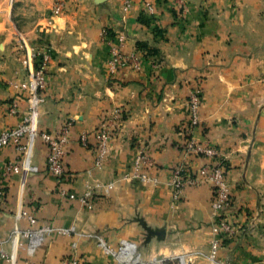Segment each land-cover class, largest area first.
Segmentation results:
<instances>
[{
  "label": "crops",
  "instance_id": "0c3cea01",
  "mask_svg": "<svg viewBox=\"0 0 264 264\" xmlns=\"http://www.w3.org/2000/svg\"><path fill=\"white\" fill-rule=\"evenodd\" d=\"M55 1L0 0V132L29 110L24 85L32 70L25 61L40 49L49 50L51 62L33 131L58 134L71 125L62 180L48 172L49 149L35 136L25 139L26 154L13 146L0 152V241H8L7 252L17 264H63L75 253L87 264H114L91 238L52 237L31 256L22 234L26 213L112 244L133 241L147 264H213V187L202 182L175 201L170 181L180 167L195 176L221 161L232 186L227 216L238 232L223 240L219 258L264 264V0H185L183 9L178 0H148L152 14L141 3L125 11V0H64L63 14L52 18ZM118 39L125 56L140 43L158 56L139 53L140 63L112 73ZM196 90L200 123L188 131L187 104ZM14 103L19 110L11 114ZM106 118L114 138L99 168L96 134ZM189 139L213 146L218 158L186 153ZM141 148L151 159L149 184L124 178ZM13 162L18 167L6 173ZM61 188L78 196L90 191L89 205L62 197ZM146 227L165 230V238L148 239Z\"/></svg>",
  "mask_w": 264,
  "mask_h": 264
},
{
  "label": "built area",
  "instance_id": "2783aa9c",
  "mask_svg": "<svg viewBox=\"0 0 264 264\" xmlns=\"http://www.w3.org/2000/svg\"><path fill=\"white\" fill-rule=\"evenodd\" d=\"M181 9L186 5L185 0H178ZM141 3L149 12L153 13L154 7L148 0H125L124 10L127 11ZM65 1L58 0L52 9V18L60 17L64 12ZM123 39H118L116 45H112L111 59L109 61V70L115 73L116 69L128 63H140L138 53L125 56L121 52L123 47ZM51 62V54L47 49H40L34 60L30 58L25 61V64L32 70V76L28 83L24 85L25 90L29 93V110L23 115L20 123L14 127L3 129L0 132V152L6 147H16L23 154H26L29 148L25 144V139L29 136H35L41 139L49 149L47 160L48 172L59 180H62L67 175L66 158L69 151L71 125H63L58 134L51 132H36L33 131L34 125L37 123L38 108L42 91L46 88L47 70ZM188 113L190 117V128H194L200 123V108L201 98L200 92L194 91L188 99ZM19 110L18 104L14 103L11 108V114H16ZM116 118L121 116V111L117 110L114 113ZM96 138L98 141L96 166L101 168L105 165L109 155L111 142L114 138V127L108 118L102 120L97 129ZM81 142L84 146L88 145L89 135L83 134ZM186 153L194 154L198 157L214 160L218 158V151L213 146L207 143H200L193 139L186 141L184 145ZM18 162L9 163L6 166V173H10L14 168L18 167ZM151 164L150 156L146 149H139L135 159L131 165L129 172L124 176L126 180H136L144 184H149L153 181L149 174V166ZM207 183L213 187L214 199L212 202V215L214 218L212 233L213 240L209 259L213 264H229L219 258L222 242L225 238L234 237L237 234V227L228 220L227 211L232 203V186L227 177V167L223 162L210 163L200 167L195 176L190 175L182 167L178 168L170 181L172 195L175 201H178L184 191L188 188H193L200 183ZM112 189V185H109ZM5 188L0 183V201L4 197ZM59 194L70 200H78L82 205L88 206L91 200V192L86 191L78 196L71 194L67 189L61 188ZM29 223V228L22 231L28 239V251L32 256L34 251L39 248L47 239L52 237H74L76 239L91 238L95 240L104 257L111 259L114 264H147L143 261L142 254L138 245L130 240L121 239L117 244L110 243L104 236L99 234L83 233L77 229L75 225L70 227H58L53 224H39L37 219L31 214H24ZM254 224V223H253ZM16 234V233H15ZM14 234V235H15ZM8 241H0V263L17 264L12 258V255L5 249V244ZM23 264H35L32 261H26ZM63 264H87L84 257L75 253L70 258L64 260ZM151 264H166L164 261L157 260Z\"/></svg>",
  "mask_w": 264,
  "mask_h": 264
},
{
  "label": "trees",
  "instance_id": "16d2710c",
  "mask_svg": "<svg viewBox=\"0 0 264 264\" xmlns=\"http://www.w3.org/2000/svg\"><path fill=\"white\" fill-rule=\"evenodd\" d=\"M137 53L141 54L145 57H156L158 56V51L155 49L150 48L148 45L144 43L137 44Z\"/></svg>",
  "mask_w": 264,
  "mask_h": 264
},
{
  "label": "water",
  "instance_id": "95a60500",
  "mask_svg": "<svg viewBox=\"0 0 264 264\" xmlns=\"http://www.w3.org/2000/svg\"><path fill=\"white\" fill-rule=\"evenodd\" d=\"M98 4H102L105 2V0H96ZM146 230L148 231V239H150L153 236L158 237L159 239H164L166 236V231L165 230H159V231H154L146 227Z\"/></svg>",
  "mask_w": 264,
  "mask_h": 264
},
{
  "label": "rangeland",
  "instance_id": "374dc122",
  "mask_svg": "<svg viewBox=\"0 0 264 264\" xmlns=\"http://www.w3.org/2000/svg\"><path fill=\"white\" fill-rule=\"evenodd\" d=\"M57 1H58V0H56V1H55V3H54V5H53V7L55 6V4H56V2H57ZM53 7H52V8H53Z\"/></svg>",
  "mask_w": 264,
  "mask_h": 264
}]
</instances>
